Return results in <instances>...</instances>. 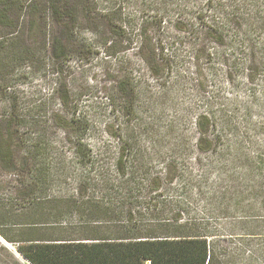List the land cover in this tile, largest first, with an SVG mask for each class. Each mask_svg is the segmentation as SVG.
Wrapping results in <instances>:
<instances>
[{"label": "trees", "instance_id": "trees-1", "mask_svg": "<svg viewBox=\"0 0 264 264\" xmlns=\"http://www.w3.org/2000/svg\"><path fill=\"white\" fill-rule=\"evenodd\" d=\"M166 9L137 22L100 0H0V264H228L213 210L198 218L169 198L153 163L170 160L180 176L188 138L178 127L192 108L172 96L183 84L218 109L213 154L216 129L247 124L238 115L248 120V108L220 89L252 73L264 82V0H206L183 28ZM149 24L136 67L128 53ZM160 66L165 75L150 78ZM100 98L115 122V158L86 140L93 124L79 109L87 101L104 112ZM58 112L71 114L72 140L59 136ZM210 187L211 207L224 189Z\"/></svg>", "mask_w": 264, "mask_h": 264}, {"label": "rangeland", "instance_id": "rangeland-1", "mask_svg": "<svg viewBox=\"0 0 264 264\" xmlns=\"http://www.w3.org/2000/svg\"><path fill=\"white\" fill-rule=\"evenodd\" d=\"M100 1L105 5L120 6L126 14L137 19V22L144 17L158 15V8H167L162 10L167 16V21L177 24L179 28H183L181 24L182 19L186 18L185 13L192 16L197 10H206V0ZM167 26L166 24L165 27ZM153 30L155 26L149 24L145 28V33H138L142 36L135 37V43L128 55L136 67L141 65L144 58L140 49L142 39L149 37ZM84 35L89 37L88 33ZM100 63L97 60L93 62L89 82H93L100 75ZM164 68L160 66L159 73L151 74L150 78L164 76ZM190 68L191 72H196L195 66ZM197 72L200 77L203 75L201 70ZM200 82L205 83L202 78ZM220 91L225 99H236L248 108V120L244 111L238 115L240 122L247 124L238 125L235 132L216 129L214 134L219 136L217 150L220 153L213 154L211 142L208 140L211 132L210 115L217 114L218 109L214 107L210 112L205 104L193 97L191 88L183 84L181 93L172 96V99L176 100L179 97L183 107L192 108L189 119L178 127V132L188 138L185 155L176 159L180 176L175 177V168L170 160L155 161L153 166L157 170L156 185L161 187L163 183L169 181L172 189L169 198L184 204L198 218H204L208 209L213 210L215 216L211 217V228L221 239L218 243L224 250L228 264H264V82L259 75L252 73L236 79L234 84L221 83ZM100 99L105 109L102 113L87 101L82 102L79 109L92 120L93 124L90 136L86 140L95 152L103 144L110 146L111 158H115L118 147L114 131L115 122L107 109V102ZM255 104H259L261 108L255 107ZM57 114L60 121L59 136L63 137V134L69 132L71 135V114L68 112ZM72 139L71 135L70 140ZM206 170L208 173L205 179L202 171ZM124 175L125 171L121 172V176ZM217 180L224 191L210 207L208 201L211 197L210 186L218 182ZM185 184L188 185L186 195L183 193Z\"/></svg>", "mask_w": 264, "mask_h": 264}]
</instances>
